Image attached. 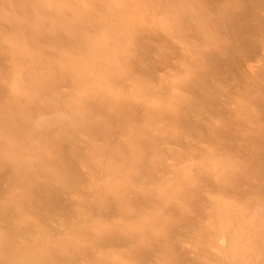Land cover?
<instances>
[{
    "label": "rangeland",
    "instance_id": "1",
    "mask_svg": "<svg viewBox=\"0 0 264 264\" xmlns=\"http://www.w3.org/2000/svg\"><path fill=\"white\" fill-rule=\"evenodd\" d=\"M0 264H264V0H0Z\"/></svg>",
    "mask_w": 264,
    "mask_h": 264
}]
</instances>
